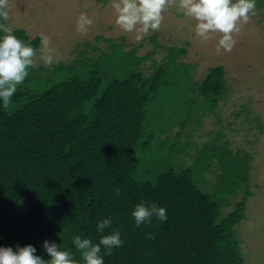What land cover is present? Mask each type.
<instances>
[{"label":"trees","instance_id":"obj_1","mask_svg":"<svg viewBox=\"0 0 264 264\" xmlns=\"http://www.w3.org/2000/svg\"><path fill=\"white\" fill-rule=\"evenodd\" d=\"M256 5L264 12V0ZM12 28L39 47L40 35ZM107 41L98 54L82 48L72 61L30 68L7 109L0 100L1 238L13 251L33 245L45 261L47 240L84 264L73 237L98 243L116 230L123 244L111 254L101 247L104 264H248L236 224L252 194V155L229 148L222 130L201 144L192 137L204 116L220 119L224 66L195 79L194 66L178 61L186 47H175L146 74L151 52ZM140 202L165 208L167 219L137 226ZM105 218L112 225L101 233Z\"/></svg>","mask_w":264,"mask_h":264},{"label":"rangeland","instance_id":"obj_2","mask_svg":"<svg viewBox=\"0 0 264 264\" xmlns=\"http://www.w3.org/2000/svg\"><path fill=\"white\" fill-rule=\"evenodd\" d=\"M11 10L7 25L22 27L28 36L40 35L50 40L54 62L45 65L41 59L47 49L43 40L37 50L38 66L51 67L63 61H72L85 48L94 55L108 47L107 39L124 42L126 49L137 46V54L152 53L141 63L146 74L153 61L161 62L170 49L185 48L178 61L194 66L193 75L200 79L208 68L222 64L230 87L228 97L220 101L215 114L204 116L202 126L192 133L201 144L210 138L211 131L222 130L229 140V148H240L252 155L250 179L252 194L247 197L244 218L236 224L240 249L248 264H264V12L256 5V14L242 26L235 36L236 44L230 52L216 51V40L202 41L195 34L196 21L185 16L178 7L164 12L159 31H152L139 42L135 33H125L115 24L112 0H9ZM87 14L94 24L86 33L76 28L77 18ZM97 45L98 50L89 48ZM80 50V51H79ZM37 66V67H38ZM175 108H173L174 110ZM192 113V112H190ZM195 117L188 118L194 120ZM220 120V121H218ZM262 124H261V123ZM262 125V126H261ZM261 126L262 128H260ZM222 132V133H223ZM213 135V132H212ZM191 158H188L190 161ZM241 193L235 197L238 199ZM234 207L230 206L229 209Z\"/></svg>","mask_w":264,"mask_h":264},{"label":"clouds","instance_id":"obj_3","mask_svg":"<svg viewBox=\"0 0 264 264\" xmlns=\"http://www.w3.org/2000/svg\"><path fill=\"white\" fill-rule=\"evenodd\" d=\"M115 14V24L125 33H135L139 42L152 31H159L164 20V12L178 7L183 14L196 21L194 31L202 41L216 40V51L230 52L236 44L235 36L241 31L243 25L249 23L256 14V0H112ZM11 5L9 0H0V20L7 22L10 18ZM94 24V20L87 14L81 13L76 21L77 31L86 33ZM0 100L7 109L11 98L29 75V69L37 67V50L26 44L16 35L11 26L0 23ZM47 49L41 57L45 65H51L54 60L48 37H42ZM137 226L143 222H150L152 217L160 221L167 219L166 210L155 203L140 202L135 205L132 212ZM111 218L99 221L96 228L103 233L111 227ZM150 235V238H154ZM76 250L84 264H104L101 247L111 254L113 248L122 246L119 231L113 230L111 234L102 235L98 243L90 238L77 235L72 239ZM43 247L51 257L45 261L35 255L36 249L28 244L13 251L11 247H0V264H80L74 254L62 250L60 245L45 240Z\"/></svg>","mask_w":264,"mask_h":264},{"label":"water","instance_id":"obj_4","mask_svg":"<svg viewBox=\"0 0 264 264\" xmlns=\"http://www.w3.org/2000/svg\"><path fill=\"white\" fill-rule=\"evenodd\" d=\"M0 247H8V245L4 242L1 236H0Z\"/></svg>","mask_w":264,"mask_h":264}]
</instances>
